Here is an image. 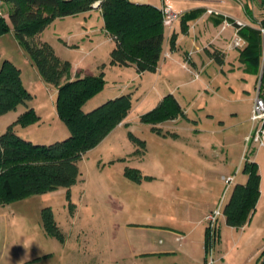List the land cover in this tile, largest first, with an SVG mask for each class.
<instances>
[{
  "label": "rangeland",
  "instance_id": "rangeland-1",
  "mask_svg": "<svg viewBox=\"0 0 264 264\" xmlns=\"http://www.w3.org/2000/svg\"><path fill=\"white\" fill-rule=\"evenodd\" d=\"M209 3L230 18L254 24V28L264 20V0ZM97 21L89 39L80 36L81 27L76 28L73 17L47 26L41 38L71 63L72 78L96 75L98 66L105 63V85L82 109L88 112L108 99L130 93L132 107L126 125L116 126L78 162L77 181L69 188L72 214L63 187L0 205V212L6 214L0 216V264H204L210 257L213 264H260L264 247V147L252 139L247 141L246 136L255 128L250 113L260 75L261 47L256 52V66L241 62L242 48H238L227 52L222 64L205 60L199 78L184 69L178 82L170 78L171 94L179 101L180 113L155 127L177 136H162L152 130V124L139 119L158 105H152L155 91L137 84L135 69L108 64L114 43L101 20ZM233 32L228 27L221 36L229 41ZM56 35L69 44H78V49L64 48ZM12 36L6 33L0 37V64L7 59L20 69L21 81L32 95L27 107L40 117L34 124L16 126L15 132L36 144L67 138L69 131L55 109L56 88L40 79L35 65ZM179 43L190 50L191 36H182ZM156 89L165 90L162 84ZM25 110L19 105L1 115L0 134ZM128 132L144 140L141 156L132 154L137 147ZM246 161L256 163L260 176L259 197L251 218L243 226L233 227L221 214L212 250L205 252L199 238L200 227L206 229L204 222L198 223L197 231L194 228L188 239L181 233L190 229L186 224H196L208 208L216 207L222 196V206L226 205L234 185L246 176ZM126 167L155 178L133 182L123 175ZM228 175L233 181L226 188L222 176ZM46 206L65 237L63 243L42 227L40 211ZM168 229L180 233L175 245L186 243L185 250L182 246L175 254H145L150 243L160 247L167 244L169 235L164 230ZM152 230L156 231L153 242L145 235Z\"/></svg>",
  "mask_w": 264,
  "mask_h": 264
},
{
  "label": "trees",
  "instance_id": "trees-1",
  "mask_svg": "<svg viewBox=\"0 0 264 264\" xmlns=\"http://www.w3.org/2000/svg\"><path fill=\"white\" fill-rule=\"evenodd\" d=\"M8 20L0 15V37L11 29L17 43L25 50L44 82L56 88L55 109L63 121L69 136L50 144H36L20 137L15 127H26L38 122L39 116L27 101L31 93L24 87L20 69L4 59L0 64V116L24 105L21 113L4 132L0 134V205L10 204L32 195L66 188L68 209L72 214L74 204L70 201L69 188L75 184L79 174L78 162L85 153L99 144L117 125L127 117L131 107V94H121L108 99L92 110L85 112L82 106L100 92L104 85L105 63L98 66L96 75L71 77V63L61 59L53 47L40 39V33L55 19L75 16L89 11L95 3L100 10L103 29L113 41L109 52L111 66H134L137 73L154 72L163 47L162 10L151 5L130 0H2ZM204 9H194L180 16V32L187 31V21L198 17ZM217 25L224 20L232 23L233 18L224 15H211ZM264 27V20L260 22ZM238 34L245 40L240 49L239 60L259 62L262 36L258 29L243 26ZM177 34L169 38V49H176ZM208 54L218 64L223 63L222 55L214 50ZM180 105L171 95H165L156 107L139 116L143 123L152 124L158 135L163 133L155 124L178 117ZM126 125V123H125ZM129 140L137 147L133 155L141 156L145 142L131 132ZM123 160V159H121ZM255 162L246 161L243 173L247 175L244 184H235L230 198L223 208L225 222L229 226L241 227L251 218L259 197L260 176ZM123 175L133 181L151 180L138 168L124 169ZM45 233L63 243L65 237L54 220L50 207L40 211ZM206 232L204 250L207 251ZM264 264V252H261Z\"/></svg>",
  "mask_w": 264,
  "mask_h": 264
},
{
  "label": "crops",
  "instance_id": "crops-1",
  "mask_svg": "<svg viewBox=\"0 0 264 264\" xmlns=\"http://www.w3.org/2000/svg\"><path fill=\"white\" fill-rule=\"evenodd\" d=\"M130 1L135 2V3H141V4L142 3L143 4H151V5L157 7L161 10L167 9V10H170V11H173V12H176L179 14V18L174 20L169 27H164L163 47H162V52H161L160 59L158 61L156 70L154 72H147V71L142 72V73L136 72L137 84L139 86L142 84L147 89H148V87H150L151 90L155 91V93H156V99L154 100V102H152V105H154V103L158 104L165 95L171 94V92L174 89L172 90L170 88L171 87V85L169 84L170 78H177L176 82H178L179 81L178 78L180 76V73L183 71V69L186 73H190L191 75L193 74L194 78H199V73L201 71V67H203L204 61L207 60L209 62V61L213 60V58L208 54L207 50L209 52H213L214 50L219 51L220 54L222 55L223 60H224L227 52H229L233 49H238V48H233L231 46V41H232V38L234 36V32L232 33V37L229 41H227V39H225L224 37L221 36V34H222L221 31H224L228 27H232L233 31H234V27L232 25H227V26L223 27V23L215 25L212 22V16H211V14H209L207 12V9H211V10L216 11V12L218 11L213 6H209V4H210L209 2L212 0H130ZM194 9H204V10L195 19H191V20L187 21V23H186L187 24V31L185 33H181L180 32V16L182 14L189 12L191 10H194ZM0 12H1V15H4L6 20H8V14L6 12H4V5L2 3V0H0ZM218 13L220 15H224V16L226 15L229 17V15L222 14L219 11H218ZM68 17L75 18L76 28L81 27V30L78 33H80V36H84V38L89 39V33L92 31L93 27H95L94 23L98 22L97 20L100 19L101 25L103 26V20H102L101 13H100V10L98 9V7L93 6V8L89 11L79 13L75 16H66L64 18H59V19H65ZM236 19L242 21L240 18H236ZM57 20L58 19H55L51 24H53ZM243 22H245V21H243ZM245 23H247V22H245ZM51 24H49V25H51ZM247 24H249V23H247ZM249 25L255 26L254 24H249ZM165 28L168 29L167 33H165ZM215 28H217L219 30H216ZM42 32L40 33V36H39L41 40H42V38H41ZM173 32L177 34L176 49L170 50L169 49V38ZM8 33L13 34L12 29ZM68 34H71V32L68 31ZM185 35L191 36V48H190V50H185L184 48H182L181 44L179 43L180 38L182 36H185ZM56 37L58 39V41H57L58 44H62V46H64V48L73 47V49H75V50L78 49V44H74V43L69 44L68 42L64 41L61 37H58L57 35H56ZM12 38L14 39L13 36H12ZM81 39H83V37ZM14 40H16V39H14ZM165 42H166V44L164 45ZM53 49L56 53L55 47H53ZM127 67L135 69L134 66H127ZM73 69H74V67L71 66V70H73ZM203 71H204V69H203ZM104 76H105V72H104ZM182 76H183V73H181L180 78H182ZM40 79L42 80L41 77H40ZM184 82H187V81L184 80ZM160 84L164 85L165 90L161 91V90L156 89L157 86H159ZM177 84L179 85L182 83L179 82ZM166 92H168V93H166ZM173 97L176 99V101L179 104L177 97H175V96H173ZM125 122H126V118L123 120V122H121L117 126H121ZM176 136H177V134H176ZM152 177H154V176H152ZM246 180H247V175L245 176L243 182H240V184H244L246 182ZM206 189H209V188H206ZM209 191H210V189H209ZM214 207H215V204H214L213 208ZM210 210L211 209L208 208L207 211H205L203 214H201L202 219L200 218L198 220V222H196V224H186V225L191 226V227H190V229H188L187 233H181L184 236V238L188 239L189 236L192 235L194 228H196L195 231H197L198 223L200 224V223L204 222L203 216L205 215V213H207ZM0 216L6 217V214L4 212H0ZM164 231L167 232L169 235L167 237V244L164 247H160L159 245H157L153 242V239L155 238L154 234H156L155 230H152V231L147 232L145 234L146 237H148L149 240L152 239V242H153L152 244L150 243L148 245L147 252L145 254H150V253H152V254H157V253L175 254L177 251L176 249H178L182 246H183V249L185 250L184 247H185L186 243H184V245L182 243H178L177 245H175V242L177 241L176 236L178 234H180L179 232H176V231H173L170 229L164 230ZM199 238H200V241L202 242V249H203L204 239H205V228H204V226L200 227ZM148 242H150V241H148Z\"/></svg>",
  "mask_w": 264,
  "mask_h": 264
},
{
  "label": "built area",
  "instance_id": "built-area-1",
  "mask_svg": "<svg viewBox=\"0 0 264 264\" xmlns=\"http://www.w3.org/2000/svg\"><path fill=\"white\" fill-rule=\"evenodd\" d=\"M207 12L211 15H218L219 13L216 11H213L211 9H207ZM1 15V12H0ZM162 15H163V25L164 27H169L171 23L179 18V14L167 9H162ZM223 27L227 25H232L234 27V36L231 41V46L233 48H242L246 42L245 40L238 34V29L243 26H250L243 21L234 19L233 24L228 22L227 20H224ZM256 29L259 30L261 36H262V44H261V57H260V75L256 87V93L253 98L251 113H250V120L252 124H255V128L252 131L251 135L246 136V140L252 139L253 142L257 143L258 146L264 147V27H262L260 24L256 27ZM222 180L224 181L226 188L232 183L233 176H222ZM223 204V196L219 199L218 204L215 208L208 211L204 215V223L206 226L205 232H206V246L207 251L209 253L212 250L214 241L216 239L217 234V220L218 217L223 214L222 209ZM224 208V207H223ZM264 252V247H263ZM214 259L210 257L209 261L206 260L205 264H213Z\"/></svg>",
  "mask_w": 264,
  "mask_h": 264
},
{
  "label": "water",
  "instance_id": "water-1",
  "mask_svg": "<svg viewBox=\"0 0 264 264\" xmlns=\"http://www.w3.org/2000/svg\"><path fill=\"white\" fill-rule=\"evenodd\" d=\"M97 5H98V3H95L93 6H94V7H97Z\"/></svg>",
  "mask_w": 264,
  "mask_h": 264
}]
</instances>
